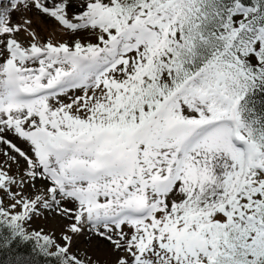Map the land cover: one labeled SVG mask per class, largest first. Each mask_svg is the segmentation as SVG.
Instances as JSON below:
<instances>
[{
    "label": "snow or ice",
    "instance_id": "1",
    "mask_svg": "<svg viewBox=\"0 0 264 264\" xmlns=\"http://www.w3.org/2000/svg\"><path fill=\"white\" fill-rule=\"evenodd\" d=\"M0 264H264V0H0Z\"/></svg>",
    "mask_w": 264,
    "mask_h": 264
}]
</instances>
